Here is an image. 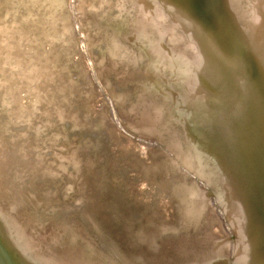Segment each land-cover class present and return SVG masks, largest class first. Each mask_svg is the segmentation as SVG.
Wrapping results in <instances>:
<instances>
[{
	"label": "bare ground",
	"instance_id": "1",
	"mask_svg": "<svg viewBox=\"0 0 264 264\" xmlns=\"http://www.w3.org/2000/svg\"><path fill=\"white\" fill-rule=\"evenodd\" d=\"M26 2L35 10L23 13V0H0V198L21 196L28 181L32 193L31 205L18 198L10 212L19 218L16 250L27 238L31 258L41 252L43 264H118L111 243L138 219L151 236L142 247L157 255L156 264H191L214 232L224 245L221 251L213 235L216 264H264V245L229 255L234 237L224 210L237 193L264 222V172L256 173L264 167V139L248 138V80L241 76L250 74L243 52L254 51L235 38L252 17L243 6L238 11L240 0ZM100 69L110 89L96 77ZM231 93L245 103L232 122L201 111L196 132L186 108ZM56 110L63 117L51 122ZM233 126L241 145L226 150ZM88 149L92 160L82 175L79 157ZM239 153L248 161L228 167L225 155ZM80 220L87 223L82 232ZM81 242L94 253L77 248ZM122 259L133 264L128 252Z\"/></svg>",
	"mask_w": 264,
	"mask_h": 264
},
{
	"label": "water",
	"instance_id": "2",
	"mask_svg": "<svg viewBox=\"0 0 264 264\" xmlns=\"http://www.w3.org/2000/svg\"><path fill=\"white\" fill-rule=\"evenodd\" d=\"M23 1L25 2L21 4L22 5L21 11H23V13L24 12L27 13L30 10H35L36 8L35 4L31 5L28 2H26V0H23ZM260 2L262 3L261 6H260ZM236 4L238 5L239 3L237 2ZM242 6L244 10L248 12L249 16H251L252 18L249 20V25L246 26L245 25L246 23H243L244 26L242 27V34L235 33V38L237 40V43L241 45V47H243L244 49H247L249 51L252 50L255 53H259L262 50H264V0H240V5L237 6L238 11L240 10ZM231 36L233 35L231 34ZM115 37H116L115 33L114 34L111 33L108 37V42H110L111 44L115 40ZM23 40H25V38H22L20 41L22 42ZM193 45L195 46L196 53L201 54L203 52V45L201 42L196 41V39H194ZM62 57H63V54L61 55V58L59 61H62L63 59ZM241 60L245 64L246 55L244 52L242 54ZM101 70L102 69H100L99 72H96V77L102 80L103 85L107 89L108 88L110 89V84H109L110 82L108 80L109 74L107 73L104 74L103 71ZM247 74L244 71H241V76L247 77V80H250L248 79ZM228 96L230 98L222 97V100L220 102L219 101L214 102L211 100L205 101V99H203V101L199 102L195 107L193 106L190 108L188 106V108H186L188 109L187 114L191 113L193 116L192 119L194 120V124L196 125V132L200 133L199 129H197L196 120L197 118L198 119L200 118V116H198L199 115L198 113H201V111L209 110L212 113H215L217 115V121L220 124H225L228 121L230 123L232 122L233 112H235L238 109H243L245 103L243 101L242 95L240 94L238 95L236 93H231ZM227 101L228 102L230 101L231 104L233 102L234 107L230 106V104ZM116 110L119 116L123 118L124 120H126L128 127L132 131L135 132L136 126L131 121V119H129L130 117H127V115H125L124 109L116 108ZM53 112H54V115H51V122H55L57 119L58 120L62 119L63 115L61 112L57 110ZM243 117L244 119L245 117H248V112L246 110H244L243 112ZM212 118H213V115H212ZM68 122L69 124H71L72 122H75V121H72L68 118ZM231 132H233V138H232L233 141L226 140V146H225L226 150H228L231 145L234 147L235 146L239 147V144H240L237 139L238 136L237 137L235 136L237 132V128L235 126H233ZM221 136L223 138L225 137L224 135H221ZM226 138L228 139V137H225V139ZM214 141H215L214 139H209L208 141L205 140L204 146H203L204 149L209 151V149L212 147V144H214ZM79 148L77 147L76 149H79ZM20 151H23V147L22 149H20ZM90 152H91L90 149L81 151L82 156H80L79 159H80V163L84 165L82 166V175H86L87 168L85 165H87V163H90V160H92V157H90V154H91ZM72 153L74 154L75 151ZM73 154L65 157V160L67 162H72L71 156H73ZM225 156H226L225 160H226L228 167H231L239 163H245L246 161H248L245 154H241V153H239L237 157H234L231 154L230 155L227 154ZM261 167L262 168L258 169L256 172L258 175L259 174L262 175L264 172L263 164L261 165ZM225 171L227 170L225 169ZM260 171H263V172L260 173ZM220 172L224 173V170L221 168ZM228 173L230 174V177L232 178L231 171L229 172L228 170ZM216 176L219 177L220 173L216 172ZM218 181L221 182V180H218ZM29 184L30 183L28 181L26 182L24 187H22L19 193V195L21 196H17V197H14V199H9V200L4 199L3 197L0 198V200L4 203L2 206L0 205V264H43L42 263L43 253L41 252L38 253L37 258H31L29 254V250H31L32 247L35 248V246L31 244V239L24 238V240L21 241V244L18 247L19 248L18 250H16L15 248L14 240H12L14 238V235H16L17 233V227H18L17 219L19 218L11 216L10 212H11V209H13L14 206L17 204L16 202H19V201H14V200H17L18 198H19L18 200H23L20 202H24V203L29 202V204L31 205V201L28 199V197L31 198L32 193L28 190V188L25 189ZM82 185H83V182L80 181L79 183L80 190L83 189ZM88 186L89 185H86V187ZM234 195L231 194L232 202H233L232 207L224 209L226 216L228 217L229 226L231 229L230 235L234 237L233 248L231 249L229 247V250H228L229 255L233 254L234 251H236V254H241L242 250L255 251L256 247L257 249H259L261 248L260 246L264 245V242L262 243V241H264V222L261 221V219L257 220L254 214V211L252 210V207L250 206L249 201H245L244 198L241 199V197H239L237 193ZM94 197L95 196H93L92 199H94ZM26 199L28 201H26ZM256 201L259 202L258 200ZM18 204L21 206L22 203H18ZM261 207L264 209L263 205ZM85 225H87V223L81 221L76 226L77 230L82 232L81 228L82 226L85 227ZM123 230L124 232L121 233L120 235L121 237L120 238L115 237L116 238L115 241L111 243L114 249L118 250L117 253L115 251L114 252L112 251V253L115 256V261H117L118 264H124L122 258H124V252H128L129 258L131 259L133 264H156V262L158 261L157 255H154V257L152 255H149L146 252V248L142 247L144 243H147L151 240L150 238L151 236L149 235L144 224L138 219H134L133 222H131L128 225H125ZM40 231L42 230L40 229ZM193 234H194L195 239L191 237L190 238L191 241H187V243H189L188 247L190 248L197 246V242H198V237H196L195 232ZM217 234L216 232H214V234L212 233L209 234L210 235L209 237L211 240H209L208 247L206 248L198 247L197 249L198 258L193 259L191 261V264H216L217 263L216 256H215L216 254L214 252L212 245L210 244L212 243V238L214 235V242L217 243V245H219V249L222 251V249L224 248V245H222V240L219 237H215V236H218ZM88 235H90L89 237H91L92 239L96 237L92 231H90ZM107 240L109 239L107 238ZM77 248H80L81 250H86V251L89 250V252L94 253L91 244H86V243L81 242ZM259 256H260V253H259ZM233 259L235 260V258ZM97 263L101 264V262H97Z\"/></svg>",
	"mask_w": 264,
	"mask_h": 264
},
{
	"label": "rangeland",
	"instance_id": "3",
	"mask_svg": "<svg viewBox=\"0 0 264 264\" xmlns=\"http://www.w3.org/2000/svg\"><path fill=\"white\" fill-rule=\"evenodd\" d=\"M259 52V51H258ZM262 50L259 53H248L246 70L250 72L248 75V85L246 88V109L249 111V122H247L248 138L256 141L264 139V126L260 128V122L264 119V64ZM174 80L177 78L174 77ZM247 80V77H245ZM262 103V105H260ZM253 125L254 128L248 126ZM263 171H260V173ZM167 218V215L161 220Z\"/></svg>",
	"mask_w": 264,
	"mask_h": 264
}]
</instances>
